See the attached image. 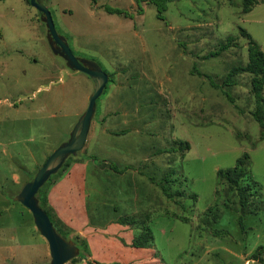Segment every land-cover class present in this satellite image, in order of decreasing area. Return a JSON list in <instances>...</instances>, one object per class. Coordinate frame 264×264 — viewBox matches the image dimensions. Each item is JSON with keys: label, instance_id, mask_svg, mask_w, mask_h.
Masks as SVG:
<instances>
[{"label": "rangeland", "instance_id": "1", "mask_svg": "<svg viewBox=\"0 0 264 264\" xmlns=\"http://www.w3.org/2000/svg\"><path fill=\"white\" fill-rule=\"evenodd\" d=\"M151 1L41 0L74 55L95 61L110 77L85 148L44 190L56 201L74 195L78 183L70 170L78 163L100 170L109 168L105 162L131 166L134 174L108 184L104 202L115 207L116 218H130L118 202L143 199L137 211L153 215L145 222L155 240L145 249L154 264H264V140L252 116V76L237 75L236 86H223L233 67L249 61L241 29L264 52V3L243 15L242 0H174L160 20ZM107 7L124 13L110 14ZM93 90L87 75L52 52L29 0H0V264L50 262L31 212L13 199L69 140ZM179 142H189L191 150L181 151ZM245 153L255 183L242 207L227 184L217 186V172L235 167ZM90 177L88 167V184ZM161 183L182 195L179 202L163 194V206L147 199V188L161 191ZM111 252L124 262L123 254Z\"/></svg>", "mask_w": 264, "mask_h": 264}, {"label": "crops", "instance_id": "2", "mask_svg": "<svg viewBox=\"0 0 264 264\" xmlns=\"http://www.w3.org/2000/svg\"><path fill=\"white\" fill-rule=\"evenodd\" d=\"M108 131L104 129L106 136L110 135H108ZM88 167L91 168L89 184L87 183ZM73 171H76L75 180L78 183L73 187L74 195L67 198V200H64L62 197V199L58 198L56 201L54 200L55 197L53 199L51 194L49 196V203L64 223L68 224L76 233L90 241L91 250L93 252L90 260L94 264H118L120 261H118V259L114 257L113 252H111L114 250V252L120 253L121 256L123 254L124 262L122 261L121 264H154L155 258L150 254V249L146 250L145 248H134L131 246L135 240L147 230V222L145 221L153 217L152 213L149 211H137L139 210L140 201L143 199L137 196V201H134L131 205L126 202H118V206L126 207L125 209L131 212L132 215L130 218L120 216L116 218L114 214L116 212L115 207L104 202L105 198L108 197V184L110 182L119 183L122 178L128 175L130 176L132 173L134 174V170L131 169L124 174H118L111 170L110 167L100 170L96 169L90 163H78L71 168L70 172ZM150 186L151 187H148L146 191L149 192L147 199L151 200L152 204L155 205V203H157L156 205L163 206L161 201L163 195L168 201L179 202V196L173 195L172 198H168L163 193L162 189L159 191L156 188L157 185L152 184ZM117 193L119 194V192ZM169 193L171 194L170 191ZM99 204L102 205L98 206ZM74 208H78L77 211H75ZM120 220H126L132 223L125 224V226L119 224ZM109 227L115 228L116 232H110ZM106 231H108V233ZM120 235L124 237L123 240L117 238V236L120 237ZM126 235H128V237L130 236L131 239L129 238V240H127L128 237L126 238ZM144 251L146 252L145 256L142 254ZM132 253H136L137 258L133 256ZM128 255L131 256L127 258ZM78 264H88V262L83 260Z\"/></svg>", "mask_w": 264, "mask_h": 264}, {"label": "water", "instance_id": "3", "mask_svg": "<svg viewBox=\"0 0 264 264\" xmlns=\"http://www.w3.org/2000/svg\"><path fill=\"white\" fill-rule=\"evenodd\" d=\"M30 3L41 14V21L46 25L47 40L52 52L63 58L71 71L87 75L94 83L89 105L73 128L69 140L54 151L35 177L13 199L31 212L37 230L48 242L50 250L48 264H67L79 257L81 250L74 241L65 239L57 232L49 215L42 209L37 195L51 177L63 168L69 158L76 157L85 148L96 115L97 101L103 95L110 77L95 61L74 55L66 38L57 32L50 9L41 0H30Z\"/></svg>", "mask_w": 264, "mask_h": 264}, {"label": "trees", "instance_id": "4", "mask_svg": "<svg viewBox=\"0 0 264 264\" xmlns=\"http://www.w3.org/2000/svg\"><path fill=\"white\" fill-rule=\"evenodd\" d=\"M90 1L93 5H95L98 0H90ZM173 1L174 0H152L151 1V3L154 4L157 8L158 19L160 20L165 19L164 13L167 10V6L170 2H173ZM263 2L264 0H242L241 5H240L241 13L243 15H247L250 12H252L255 6ZM106 9L110 14L122 15L124 13L122 10L112 8V7H107ZM241 34L248 39L249 61L245 66L239 65V66L233 67L231 71L229 72V74L226 76L223 86L230 87V88L236 86L237 83H236L235 77L237 75L247 73L252 76L251 92L256 99V109L254 112H252V116L260 124L261 128L263 129V132L261 134V140H264V52L261 46L251 37V35L247 33L246 30L241 29ZM227 48L228 46H222V50H226ZM212 86L217 89L220 88V86H218V84L214 82L212 83ZM227 97L232 102H234L229 95H227ZM177 145L180 146L181 151L191 150V144L189 142H179L177 143ZM77 156H79V154ZM76 157H71L67 161H69L70 159H76ZM88 158L95 160V161L97 160V158H95L94 156H90ZM106 166H109L111 170H113L114 172L118 174H124L127 171L133 169L131 166L120 167L115 163H109L107 165V163L105 162L103 168ZM54 176H52L51 179H53ZM253 180L254 179L250 175V155L248 153H245L241 158L237 160L235 167L230 168V169H225V170H219L217 172V186H222L224 184H227L228 192L237 193L242 207L246 206L249 200V197L253 195L251 193L252 187L250 186V183H255L253 182ZM152 181H154V179ZM163 181L166 182V179L164 178ZM159 186L161 187L163 193L168 198L173 197V195L169 193L168 188L163 183H161ZM44 188L45 186L39 191L37 195V198L40 201V205L42 209L49 215L52 221V224L57 230V232L61 236H63L65 239L74 241L76 245L80 248V250L84 253L83 256L82 254H80L79 257L73 259L72 261H70V263L78 264L81 261L86 260L88 264H94L90 260L91 254H90V251L88 250V245L86 242L87 240L84 237H82L80 234L76 233V231H74L73 229L66 228L60 219L55 220L54 218H52L53 208L49 205L50 204L49 196L47 194V191L44 190ZM178 194L179 196H182L180 193ZM119 222L122 224L132 223L126 220H120ZM154 240H155V237H154L153 232L150 229H147L137 240H135V242L131 246L134 248H147L151 246Z\"/></svg>", "mask_w": 264, "mask_h": 264}]
</instances>
